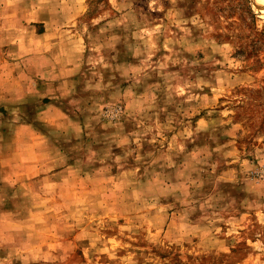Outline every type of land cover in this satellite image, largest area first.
Returning <instances> with one entry per match:
<instances>
[{
  "label": "rangeland",
  "instance_id": "1",
  "mask_svg": "<svg viewBox=\"0 0 264 264\" xmlns=\"http://www.w3.org/2000/svg\"><path fill=\"white\" fill-rule=\"evenodd\" d=\"M254 1L0 0V264H264Z\"/></svg>",
  "mask_w": 264,
  "mask_h": 264
},
{
  "label": "bare ground",
  "instance_id": "2",
  "mask_svg": "<svg viewBox=\"0 0 264 264\" xmlns=\"http://www.w3.org/2000/svg\"><path fill=\"white\" fill-rule=\"evenodd\" d=\"M256 1V3L258 2V3H264V0H255ZM254 1V2H255ZM262 8H264V7H262Z\"/></svg>",
  "mask_w": 264,
  "mask_h": 264
},
{
  "label": "water",
  "instance_id": "3",
  "mask_svg": "<svg viewBox=\"0 0 264 264\" xmlns=\"http://www.w3.org/2000/svg\"><path fill=\"white\" fill-rule=\"evenodd\" d=\"M251 2H252V0H251ZM253 4V3H252ZM253 6L255 7V9H257V7L253 4Z\"/></svg>",
  "mask_w": 264,
  "mask_h": 264
}]
</instances>
